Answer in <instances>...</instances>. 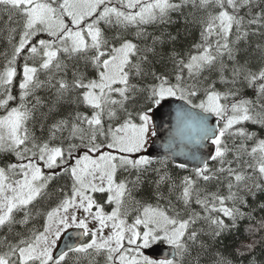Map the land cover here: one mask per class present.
Instances as JSON below:
<instances>
[{
    "label": "snow or ice",
    "instance_id": "1",
    "mask_svg": "<svg viewBox=\"0 0 264 264\" xmlns=\"http://www.w3.org/2000/svg\"><path fill=\"white\" fill-rule=\"evenodd\" d=\"M0 264H264V0H0Z\"/></svg>",
    "mask_w": 264,
    "mask_h": 264
},
{
    "label": "water",
    "instance_id": "2",
    "mask_svg": "<svg viewBox=\"0 0 264 264\" xmlns=\"http://www.w3.org/2000/svg\"><path fill=\"white\" fill-rule=\"evenodd\" d=\"M163 115L158 114V119H162L164 121V126L161 127L160 129V138L157 140L156 145H155V150L163 153L164 148L163 144L165 143L167 136H168V131L170 130V127L172 124H174V113L169 116L167 114V109L162 110Z\"/></svg>",
    "mask_w": 264,
    "mask_h": 264
},
{
    "label": "trees",
    "instance_id": "3",
    "mask_svg": "<svg viewBox=\"0 0 264 264\" xmlns=\"http://www.w3.org/2000/svg\"><path fill=\"white\" fill-rule=\"evenodd\" d=\"M257 255L259 256V255H260V253L258 252V253H257Z\"/></svg>",
    "mask_w": 264,
    "mask_h": 264
}]
</instances>
